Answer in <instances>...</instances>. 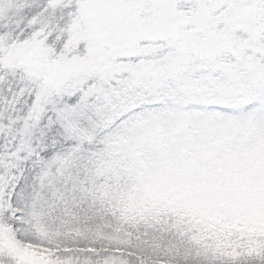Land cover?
I'll use <instances>...</instances> for the list:
<instances>
[{
    "label": "snow or ice",
    "instance_id": "1",
    "mask_svg": "<svg viewBox=\"0 0 264 264\" xmlns=\"http://www.w3.org/2000/svg\"><path fill=\"white\" fill-rule=\"evenodd\" d=\"M0 264H264V0H0Z\"/></svg>",
    "mask_w": 264,
    "mask_h": 264
}]
</instances>
